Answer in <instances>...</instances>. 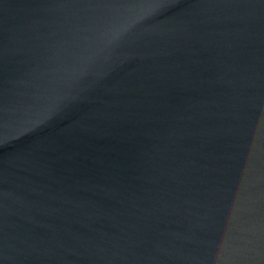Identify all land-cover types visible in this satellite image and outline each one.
Segmentation results:
<instances>
[{"label":"water","instance_id":"water-1","mask_svg":"<svg viewBox=\"0 0 264 264\" xmlns=\"http://www.w3.org/2000/svg\"><path fill=\"white\" fill-rule=\"evenodd\" d=\"M0 264H264V0H0Z\"/></svg>","mask_w":264,"mask_h":264}]
</instances>
